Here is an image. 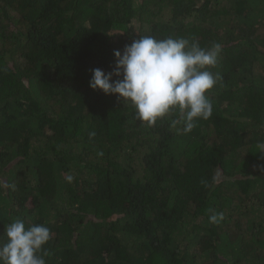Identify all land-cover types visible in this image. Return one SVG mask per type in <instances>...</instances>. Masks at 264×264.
Masks as SVG:
<instances>
[{
	"label": "trees",
	"instance_id": "trees-1",
	"mask_svg": "<svg viewBox=\"0 0 264 264\" xmlns=\"http://www.w3.org/2000/svg\"><path fill=\"white\" fill-rule=\"evenodd\" d=\"M146 34L221 45L189 133L89 87ZM261 146L264 0H0V235L49 227L47 264H264Z\"/></svg>",
	"mask_w": 264,
	"mask_h": 264
},
{
	"label": "clouds",
	"instance_id": "clouds-1",
	"mask_svg": "<svg viewBox=\"0 0 264 264\" xmlns=\"http://www.w3.org/2000/svg\"><path fill=\"white\" fill-rule=\"evenodd\" d=\"M221 51L218 42L201 47L199 41L189 37L139 35L122 51L113 50L111 71L91 70L89 87L106 95L116 94L135 109L137 120L149 126L172 115V124L182 125L183 132L189 133L198 119L212 116L213 102L208 92L220 76L209 69L218 65ZM65 180L71 183L74 177L67 175ZM6 187L14 190L15 185ZM209 211L210 223L220 224L225 219L222 211ZM52 239L49 227L26 226L17 217L0 235V264H47L50 252L44 246Z\"/></svg>",
	"mask_w": 264,
	"mask_h": 264
}]
</instances>
